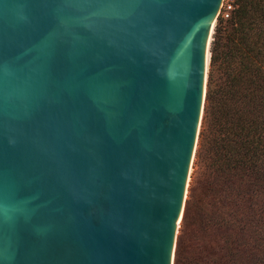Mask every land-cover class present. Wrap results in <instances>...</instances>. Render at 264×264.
<instances>
[{
  "label": "water",
  "instance_id": "1",
  "mask_svg": "<svg viewBox=\"0 0 264 264\" xmlns=\"http://www.w3.org/2000/svg\"><path fill=\"white\" fill-rule=\"evenodd\" d=\"M222 3L0 0V264H174Z\"/></svg>",
  "mask_w": 264,
  "mask_h": 264
},
{
  "label": "trees",
  "instance_id": "2",
  "mask_svg": "<svg viewBox=\"0 0 264 264\" xmlns=\"http://www.w3.org/2000/svg\"><path fill=\"white\" fill-rule=\"evenodd\" d=\"M174 264H264V0H236L211 42Z\"/></svg>",
  "mask_w": 264,
  "mask_h": 264
},
{
  "label": "built area",
  "instance_id": "3",
  "mask_svg": "<svg viewBox=\"0 0 264 264\" xmlns=\"http://www.w3.org/2000/svg\"><path fill=\"white\" fill-rule=\"evenodd\" d=\"M236 9V0H223L221 9L219 11L218 17H221L225 20L231 17V14Z\"/></svg>",
  "mask_w": 264,
  "mask_h": 264
},
{
  "label": "rangeland",
  "instance_id": "4",
  "mask_svg": "<svg viewBox=\"0 0 264 264\" xmlns=\"http://www.w3.org/2000/svg\"><path fill=\"white\" fill-rule=\"evenodd\" d=\"M218 20H219V18L216 19L215 25L217 24ZM208 71H209V69H208ZM200 130H201V126H200ZM198 142H199V137H198V140H197V146H196V148L198 147ZM194 162H195V157H194V160H193V163H192V167H191V173H190L191 176H190V179H189L190 184H191V180H192V173L195 170ZM189 187H190V185H189ZM179 232H180V228H179ZM179 232H178V235H179Z\"/></svg>",
  "mask_w": 264,
  "mask_h": 264
},
{
  "label": "bare ground",
  "instance_id": "5",
  "mask_svg": "<svg viewBox=\"0 0 264 264\" xmlns=\"http://www.w3.org/2000/svg\"><path fill=\"white\" fill-rule=\"evenodd\" d=\"M218 14H219V12L217 13V15L213 18V20H212V28H211V33H213L214 32V28H215V22H216V17H218ZM209 40H212V37H211V35H210V38H209Z\"/></svg>",
  "mask_w": 264,
  "mask_h": 264
}]
</instances>
